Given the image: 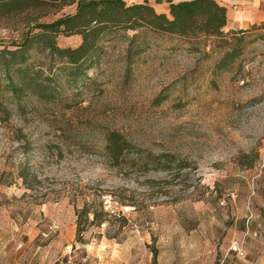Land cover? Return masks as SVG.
<instances>
[{"label":"rangeland","instance_id":"374dc122","mask_svg":"<svg viewBox=\"0 0 264 264\" xmlns=\"http://www.w3.org/2000/svg\"><path fill=\"white\" fill-rule=\"evenodd\" d=\"M125 1L168 13L165 0ZM75 11L0 14V50ZM134 35L104 39L73 84L41 50L32 89L13 92L0 68V264H264V24ZM112 133L128 145L118 160Z\"/></svg>","mask_w":264,"mask_h":264},{"label":"trees","instance_id":"16d2710c","mask_svg":"<svg viewBox=\"0 0 264 264\" xmlns=\"http://www.w3.org/2000/svg\"><path fill=\"white\" fill-rule=\"evenodd\" d=\"M165 1L168 13L158 12L147 1L128 4L125 0H0L2 15L43 5H76L74 14L50 23H36L12 45L14 49L0 50V68L3 71L13 68L17 77L13 89L16 93L25 88L32 89L35 78L29 74V67L31 54L36 50L46 53L49 61L57 62L60 70L65 72L67 82L73 84L87 77L88 71L105 53L104 39L116 32L133 31L136 37L140 31L150 30L197 40L246 31L229 27L228 9L218 0ZM59 36H80L81 43L75 48H61L57 44ZM238 56L237 49L228 50L217 64V70L226 69ZM126 146L121 135L107 136L106 150L115 160L120 158Z\"/></svg>","mask_w":264,"mask_h":264},{"label":"crops","instance_id":"0c3cea01","mask_svg":"<svg viewBox=\"0 0 264 264\" xmlns=\"http://www.w3.org/2000/svg\"><path fill=\"white\" fill-rule=\"evenodd\" d=\"M184 0H174L180 2ZM228 9L230 28L247 29L254 25L264 24V0H218ZM234 7L235 9H232ZM166 13V10L163 11Z\"/></svg>","mask_w":264,"mask_h":264}]
</instances>
